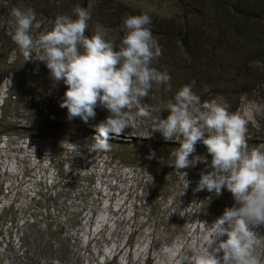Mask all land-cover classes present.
I'll list each match as a JSON object with an SVG mask.
<instances>
[{"label": "rangeland", "instance_id": "374dc122", "mask_svg": "<svg viewBox=\"0 0 264 264\" xmlns=\"http://www.w3.org/2000/svg\"><path fill=\"white\" fill-rule=\"evenodd\" d=\"M82 2L83 0H0V7L4 10V14L0 16V26L9 37L5 35L4 52L0 47V74L2 70L6 72L8 69L16 73L18 84L16 94L19 102H13L10 106L26 112L22 116L24 125H27L25 120L31 115L28 112L34 108V95H36V102L41 95L48 98L51 80L48 76L49 69L43 72L42 76H31L37 67L34 62H24L18 46L12 39L17 26L12 11L13 9L35 11L36 18L30 30V34L35 39L41 33L52 29L57 16L67 15L75 18L73 8L76 5H88L91 2L93 3L91 11L95 18L92 24L88 22L92 30L90 32L101 34L105 40L112 43L118 41L117 44L120 45L124 33L107 26L104 19L97 14L93 0ZM186 2L189 3L190 0H131V5L152 13L156 17L166 18L177 16L183 7L190 12L189 8L184 6ZM193 14H196L194 9ZM86 35L90 36L89 33ZM158 36L161 41L167 42L164 39L166 36ZM9 41L13 43L12 49L9 48ZM34 51L39 52V49ZM162 52L161 57L171 59L170 64L163 68L170 66L173 61L175 63L188 59V53L181 55V51H177L170 44L164 45ZM35 55L32 53V60L38 62L39 60H35ZM217 58L230 61L227 55L222 53H218ZM196 60L198 61V58ZM2 61L5 64H2ZM250 67L256 70L255 63H252ZM180 69V66L172 67L169 72L174 89L177 87L180 89L191 80V72L180 74ZM259 72L264 74V67L258 71V74ZM228 76L232 80V76L230 74ZM213 83L211 79L205 81L209 91L205 100L194 106L195 109H201L204 103L228 104L229 111L245 119L247 128L250 126L246 139H251L253 134L256 142V131L264 134V84L257 87L248 86L245 93L235 88L232 93L217 86L213 87ZM64 86L62 90L65 92L67 85L64 84ZM3 88L4 85L0 87V91ZM199 90L204 92V89ZM167 96L165 90L161 92L152 89L148 97L144 99L143 106L154 114V111L158 110L154 104L164 105L170 99H167ZM136 111L138 110H133L134 113ZM108 116L109 114L105 111H100L96 112L95 118L92 119L101 123ZM14 123L11 120L14 130L3 127V131L11 132V134L5 136L0 143V243H2V249L5 247L3 243H10L15 250L20 251L18 238L23 229L27 231L31 229L30 226L25 227V223L30 221L39 223L42 220L39 216L45 214L43 199L51 193L55 180L53 168L59 171L60 163V170L65 178L63 185H69L74 180L78 186L74 197L79 198V191L86 193L83 199L71 197L66 202L68 212L80 211L77 224L68 225L65 228V232L73 239V256L76 258L69 264H186L184 260L187 256L206 246L212 239L215 232L213 223L216 219H213L214 216L210 214L198 223L192 213L200 210L202 214L205 210L197 202L194 204L190 200L194 197L191 189L199 181L201 174L207 172L210 167L211 155L208 152L196 148L189 156V160L200 156L205 162L197 161L193 166L181 170L177 188V195L180 198L179 206L175 207L171 197H166L164 202L163 199L159 201L156 212L151 214L149 205L153 201L150 194L146 190L141 192L135 182L138 179V172H132L133 169L125 168L117 160H111V149L109 152L97 151L90 141L80 137V134L75 132L69 134L67 129L58 130L55 125H48L49 121L32 124L31 127L39 131L36 137L34 135L28 138L23 137L25 131L17 129ZM149 125L146 118L137 116L129 121V128L120 135L125 139L132 134L145 137L150 132ZM96 132L99 135L98 131ZM111 135L113 134L110 133L109 137ZM257 145L256 143L248 146L258 148ZM52 153L56 156H52ZM64 171H67L66 175L63 174ZM183 172L187 173L186 177H183ZM79 174H90L92 184L81 180L76 181ZM185 180L187 182L194 180L190 188H188L189 184L186 187ZM75 188L71 185L70 189L73 191ZM39 193H41L39 209H30L31 199ZM185 198L190 202L184 200ZM9 203L14 205L15 218L12 214L6 218L3 213L1 216V206ZM49 213L59 220H64V216L54 210H49ZM172 215L175 217H171ZM252 230L264 237V226ZM224 239L226 237H220L221 241ZM215 247L214 243L209 251ZM15 253V255L7 254L5 251L0 253V264H20L22 260L19 253L16 251ZM41 263L60 264L50 256H46Z\"/></svg>", "mask_w": 264, "mask_h": 264}, {"label": "clouds", "instance_id": "9594fccd", "mask_svg": "<svg viewBox=\"0 0 264 264\" xmlns=\"http://www.w3.org/2000/svg\"><path fill=\"white\" fill-rule=\"evenodd\" d=\"M92 7L91 2L87 8L76 5L75 18L57 16L52 29L35 39L30 34L35 11L13 9L17 26L12 39L24 62L31 61L35 53V59L45 62L51 79L67 85L59 107L67 109L68 119L79 117L87 123L95 118L98 106L109 112L97 125L99 135L94 137L97 151H109L112 147L108 143L109 134H122L129 128V121L137 116L151 118L152 132H159L164 140L180 141L179 149L173 150L170 158L159 161L176 170L193 166L197 161L205 162L200 156L189 160L195 145L202 141L211 155L212 170L201 174L194 191L207 190L218 196L226 188L238 206L224 210L213 223L212 239L184 261L186 264H264V251H258L264 250V237L252 230L264 226V151L248 146L247 121L230 112L226 103H204L201 109H195L200 103L194 91L195 81L182 86L167 102L166 118L153 116L143 106L144 99L153 85H165L168 91L172 85L169 73L152 66L161 57L162 48L153 36L150 15L126 17L121 25L125 34L117 48L101 34L86 35ZM2 85L5 88L7 81ZM208 89L206 85L204 91ZM186 176L183 172V177ZM220 237L226 239L221 241ZM214 243L216 247L209 251ZM3 252L0 248V253Z\"/></svg>", "mask_w": 264, "mask_h": 264}, {"label": "trees", "instance_id": "16d2710c", "mask_svg": "<svg viewBox=\"0 0 264 264\" xmlns=\"http://www.w3.org/2000/svg\"><path fill=\"white\" fill-rule=\"evenodd\" d=\"M93 2H95L94 7L98 12L97 14L104 19L107 26L114 28L116 31L119 30L121 33H124L121 25L126 17L148 13L152 19L151 30L153 36L158 41L162 51L164 45L170 44L177 51H181V55L182 53H188L187 60L175 63L173 61L166 68L163 67L170 64L171 61L168 57H159L158 60L153 62L152 66L158 71H166L167 73L170 72L172 67L178 66L181 67L180 74L191 72V80L188 84H191L192 81L196 82L195 92L200 97V101L205 100L209 90L202 92L199 89H204L206 86L205 81H209V79L214 82L213 87L217 86L232 93H234L235 88L245 93L248 86L257 87L264 84V74L260 72L258 74V71L264 67V0H190L189 3L184 4L190 12L183 7L177 16L173 15L166 18L156 17L152 13L142 11L139 7L131 5V0H93ZM83 6L88 7L86 4H83ZM193 9L196 11L195 15ZM3 14L4 10L0 7V16ZM93 14L91 11L89 24L94 21L95 16ZM90 31L92 30L88 26L86 33H89V37L94 34ZM5 35L6 32L0 26V47L3 52ZM158 35L166 36L164 39L167 42L161 41ZM117 43L118 41L113 42L119 48L120 45ZM12 45L13 43L9 41L10 49H12ZM218 53L227 55L230 61L219 60L217 58ZM196 58H198V61ZM32 62L37 67L36 71L31 74L32 77L42 76V73L48 70L45 62L31 60L30 63ZM252 63L256 64V70L250 67ZM2 64H5L4 61H2ZM193 68L194 71H192ZM9 70L6 72L2 70L0 74V84L7 81L5 88L0 91V143L5 136L11 134V132L3 131V127L15 129L11 125V120L15 122L14 125L17 129L25 131L23 137L27 138L33 135L36 137L39 133L35 127H31L32 124L39 121H49L48 125H55L58 130L67 129L69 134L74 132L80 134V137L89 140L90 144L94 146L93 140L94 137L98 136L96 131L99 122L92 118L87 123L79 117L68 119L67 109L59 107L64 98V91L62 90L65 87L64 83L63 81H53L50 74L48 76L51 80V87L50 93L47 94L48 98L41 95L39 101L36 102V95H34L35 105L28 112L31 115L25 120L27 125H24L22 116L26 112L10 106L13 102H19V97L16 94L18 86L16 73ZM228 74L232 76V80L229 79ZM171 85V91L166 90L165 85L159 87L153 85L152 89L161 92L165 90V93L168 94L167 99H173L179 88L174 89V84L171 83ZM166 104L167 102L164 105L154 104L158 107V110L154 111L152 115H159L162 119L166 118L169 115V111L165 109ZM100 111L109 114L106 109L98 106L95 112ZM146 120L150 123V132L145 137L132 134L125 139L121 135L113 134L109 137L108 142L112 146L111 160H117L125 168L133 169L132 172H138V179L135 182L140 187L141 192L146 190L150 194L153 203L149 205V213L154 214L159 201L163 199L164 202L166 197H171L175 207L179 206L180 198L177 195V188L179 187V177L182 169L176 170L167 166V164H161L159 161L161 158L164 160L170 158V153L175 149H179L180 141L164 140L159 132H152L151 129L154 126L152 119L146 118ZM248 129L250 130V126H248ZM256 132V142L253 134L251 139H246V142L248 145L257 143V147L264 151V134L261 131ZM196 148L207 152V148L203 143L198 142L195 145ZM152 153L155 154L154 157L149 158ZM42 154L47 155V153ZM52 156L56 155L52 153ZM60 169L61 163L59 164V171L57 168H53L55 180L53 181L51 193L43 199L45 214L39 216L42 220L39 223L34 221L25 223V227L30 226L31 229L29 231L23 229L18 238L21 250H15L10 243H3L5 246L4 251L7 254L15 255V251L19 253L22 260L20 264H28L29 262L42 264L41 262L46 256L54 258L60 264H69L71 260H76L73 256V239L65 232V228L68 225L74 226L77 224L80 211L68 212L66 202L71 197L83 199L86 193L79 191V198L74 197V193L78 191L76 190L78 186L74 180L69 185H63L62 182L65 181V178ZM211 170V167H209L208 171ZM66 172L64 171L63 174L66 175ZM80 180L92 184L90 174L77 175L76 181ZM193 181L188 182V188L192 186ZM197 183L198 181L191 189L194 197L190 200L194 204L197 202L205 210V213L202 214L200 210L197 213H192L198 223L210 214L214 216L213 219H217L226 208L238 206L232 194L226 188L222 189V193L217 196L207 190L194 191ZM71 185L76 187L73 191L70 189ZM85 188H88V186H85ZM40 196L41 193L36 194L37 198L31 199L32 207L30 209H39ZM184 200L190 202L189 199L185 198ZM13 206L11 203L1 206V216L3 213L6 218L9 214H12V217L15 218L16 211ZM49 210L62 214L64 220L55 218L49 213ZM171 217H175V215Z\"/></svg>", "mask_w": 264, "mask_h": 264}]
</instances>
